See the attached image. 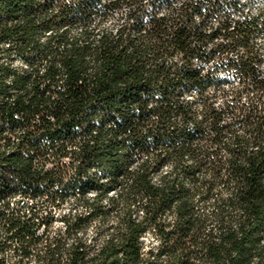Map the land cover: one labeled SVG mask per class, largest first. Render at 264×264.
<instances>
[{
    "label": "trees",
    "instance_id": "16d2710c",
    "mask_svg": "<svg viewBox=\"0 0 264 264\" xmlns=\"http://www.w3.org/2000/svg\"><path fill=\"white\" fill-rule=\"evenodd\" d=\"M239 7L0 0V202L41 205L8 264H264V15L213 22Z\"/></svg>",
    "mask_w": 264,
    "mask_h": 264
},
{
    "label": "built area",
    "instance_id": "2783aa9c",
    "mask_svg": "<svg viewBox=\"0 0 264 264\" xmlns=\"http://www.w3.org/2000/svg\"><path fill=\"white\" fill-rule=\"evenodd\" d=\"M37 203L30 197H24L21 195L11 199L9 205L5 201L0 202V218H5V225H0V264H8L10 259L18 260L20 258L21 251L18 249L16 253H9L8 246L10 244L15 245L19 248L17 239L11 240L12 233H8L7 227L9 220L16 222H25L31 220L32 223H38V217L34 212ZM15 233V232H14ZM41 231L37 232L40 235Z\"/></svg>",
    "mask_w": 264,
    "mask_h": 264
},
{
    "label": "rangeland",
    "instance_id": "374dc122",
    "mask_svg": "<svg viewBox=\"0 0 264 264\" xmlns=\"http://www.w3.org/2000/svg\"><path fill=\"white\" fill-rule=\"evenodd\" d=\"M174 1V0H170ZM175 1H181V0H175ZM220 2H223L224 0H219ZM161 9L166 8V4H161ZM123 11V10H122ZM120 12V14L122 13ZM230 13L231 17L235 20L238 21L240 19H243L245 17H253L255 15H264V0H240V7L239 8H230V9H223L219 8L215 14L216 20H214V23L220 22L226 14ZM111 24V22L109 23ZM254 46L255 48L259 51L262 59V69H264V29L260 32L258 36H256L254 40ZM243 52L239 50L234 51L231 53L234 58H237L240 56ZM34 212L36 214V217L41 214V205L38 204L36 208H34ZM56 212L55 208L53 205L48 204L44 207V215H54ZM55 225L52 226L50 229V232L54 231ZM150 240V239H148ZM147 240V241H148ZM146 241V240H145ZM146 241V242H147ZM149 242V241H148ZM19 248L15 247V245L10 244L8 246V252L13 254V253H18L16 252ZM32 264H35L34 258H32Z\"/></svg>",
    "mask_w": 264,
    "mask_h": 264
},
{
    "label": "bare ground",
    "instance_id": "6f19581e",
    "mask_svg": "<svg viewBox=\"0 0 264 264\" xmlns=\"http://www.w3.org/2000/svg\"><path fill=\"white\" fill-rule=\"evenodd\" d=\"M0 225H5V218H0Z\"/></svg>",
    "mask_w": 264,
    "mask_h": 264
}]
</instances>
